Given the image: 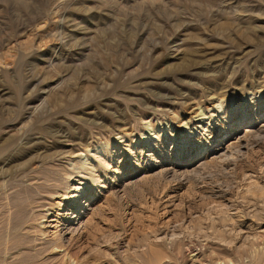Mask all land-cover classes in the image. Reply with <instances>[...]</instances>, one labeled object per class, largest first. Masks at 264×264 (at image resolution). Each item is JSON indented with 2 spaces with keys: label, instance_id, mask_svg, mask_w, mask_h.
<instances>
[{
  "label": "rangeland",
  "instance_id": "1",
  "mask_svg": "<svg viewBox=\"0 0 264 264\" xmlns=\"http://www.w3.org/2000/svg\"><path fill=\"white\" fill-rule=\"evenodd\" d=\"M20 206L39 264H264V0H0Z\"/></svg>",
  "mask_w": 264,
  "mask_h": 264
},
{
  "label": "bare ground",
  "instance_id": "2",
  "mask_svg": "<svg viewBox=\"0 0 264 264\" xmlns=\"http://www.w3.org/2000/svg\"><path fill=\"white\" fill-rule=\"evenodd\" d=\"M246 131H251V129L247 128ZM82 165L85 166V163H83ZM71 170H76L77 172L76 173L74 172V174H76L77 176L81 178L84 177L82 176V173L85 171L84 168L81 167L80 169V167L78 168L77 166ZM95 182H97V180H95ZM79 186L80 185H76L75 189L78 190ZM56 193L57 192H55V194ZM76 211L72 213V217L77 219L80 214H76ZM47 216L49 217L48 214ZM31 220H33L32 215L26 214V212L23 209V206H20V208L13 211L9 226L3 225L0 228V264H39L37 258L39 254H41L42 249L38 248L39 246L38 247L36 246L35 243L36 241L32 239L31 233L34 232L37 234V232L40 230H37L35 228V225ZM50 221H57V220L52 218ZM27 222L29 223V225L26 224ZM188 250L189 252H191L189 261L191 262V264H195L197 262L198 255L203 254V251H199L198 248L195 246V243H193L192 241L188 242ZM207 262H209V264H226V262L224 261L219 262V260L216 259L214 260L209 259V261L207 260ZM76 264H80V263L77 261ZM200 264H207L206 259H203V261Z\"/></svg>",
  "mask_w": 264,
  "mask_h": 264
}]
</instances>
